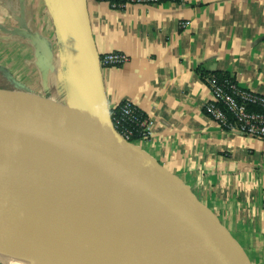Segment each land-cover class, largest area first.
I'll return each mask as SVG.
<instances>
[{
    "label": "crops",
    "instance_id": "1",
    "mask_svg": "<svg viewBox=\"0 0 264 264\" xmlns=\"http://www.w3.org/2000/svg\"><path fill=\"white\" fill-rule=\"evenodd\" d=\"M39 1L21 13L18 1L0 0V67L14 91L65 105L67 68L53 23L50 36L32 29ZM87 7L98 56L128 57L121 67L102 69L109 109L128 101L150 122L148 139L133 145L237 242L247 264H264V140L226 132L207 117L211 95L203 81L212 73L229 75L240 88L264 96V0H190L123 10L87 0ZM10 29L47 38L51 64Z\"/></svg>",
    "mask_w": 264,
    "mask_h": 264
},
{
    "label": "water",
    "instance_id": "2",
    "mask_svg": "<svg viewBox=\"0 0 264 264\" xmlns=\"http://www.w3.org/2000/svg\"><path fill=\"white\" fill-rule=\"evenodd\" d=\"M45 5L64 53L68 100L0 91V119L22 128L0 132V228L42 246L99 256L247 264L222 228L116 133L87 0ZM12 34L51 64L47 38L21 29ZM108 201L110 210L94 213Z\"/></svg>",
    "mask_w": 264,
    "mask_h": 264
},
{
    "label": "built area",
    "instance_id": "3",
    "mask_svg": "<svg viewBox=\"0 0 264 264\" xmlns=\"http://www.w3.org/2000/svg\"><path fill=\"white\" fill-rule=\"evenodd\" d=\"M110 5L113 10H123L129 5L151 6L168 2L190 0H97ZM128 61L120 52L107 53L99 57L101 69L118 68ZM204 85L211 95L205 106L207 117L226 132L264 140V96L242 89L232 77H219L212 73L204 77ZM114 110V109H112ZM116 133L127 143L146 140L150 135V122L132 103L125 101L112 118Z\"/></svg>",
    "mask_w": 264,
    "mask_h": 264
},
{
    "label": "bare ground",
    "instance_id": "4",
    "mask_svg": "<svg viewBox=\"0 0 264 264\" xmlns=\"http://www.w3.org/2000/svg\"><path fill=\"white\" fill-rule=\"evenodd\" d=\"M22 128L0 119V132ZM108 201L94 209L101 215L113 206ZM0 262L2 264H161V259H121L95 255L82 250H65L42 246L0 228Z\"/></svg>",
    "mask_w": 264,
    "mask_h": 264
},
{
    "label": "rangeland",
    "instance_id": "5",
    "mask_svg": "<svg viewBox=\"0 0 264 264\" xmlns=\"http://www.w3.org/2000/svg\"><path fill=\"white\" fill-rule=\"evenodd\" d=\"M17 1H18L19 5L23 6V9H20L21 13L24 12V10L26 8H28L31 4L35 5L34 0H29L28 2H27V0H16V3H17ZM51 1L52 0H40L39 1L40 3L37 4L38 6L36 7V11H34V13H35L34 14V18H35L34 20L36 22H34V24L32 26L33 27L32 29H38V31L40 33H42L43 35H48V36H50L52 31H53V28L51 26L52 18H51L50 13L48 12V9L47 10L45 9L44 4H45V2L50 4ZM14 11H12L13 13L11 12V14L13 16H15L17 14V13H14ZM15 12H17V11H15ZM16 17H19V16L16 15ZM11 19L14 21L13 17H11ZM10 30L13 31L12 29H10ZM3 33H5L4 28H3ZM2 36H4V35L2 34ZM0 69L2 70L3 68L0 67ZM1 70H0V91H14V85L11 82L12 80L9 79L8 74H6L7 72L5 70H4V72ZM229 237H230V235H229ZM230 241L234 242V244L237 243L236 241H234L232 239ZM222 243L224 246H226L228 242L223 240ZM0 264H2V263L0 262Z\"/></svg>",
    "mask_w": 264,
    "mask_h": 264
},
{
    "label": "trees",
    "instance_id": "6",
    "mask_svg": "<svg viewBox=\"0 0 264 264\" xmlns=\"http://www.w3.org/2000/svg\"><path fill=\"white\" fill-rule=\"evenodd\" d=\"M217 75L219 76V77H222V78H224V77H229V75H224V74H218L217 73ZM118 110H119V106L117 107V108H115L114 110H111V117L113 118L114 117V115H116L117 113H118ZM136 141V140H135ZM135 141H133V142H135Z\"/></svg>",
    "mask_w": 264,
    "mask_h": 264
}]
</instances>
